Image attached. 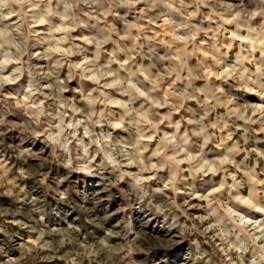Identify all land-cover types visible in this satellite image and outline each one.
Segmentation results:
<instances>
[{"label":"rangeland","instance_id":"rangeland-1","mask_svg":"<svg viewBox=\"0 0 264 264\" xmlns=\"http://www.w3.org/2000/svg\"><path fill=\"white\" fill-rule=\"evenodd\" d=\"M0 264H264V0H0Z\"/></svg>","mask_w":264,"mask_h":264}]
</instances>
